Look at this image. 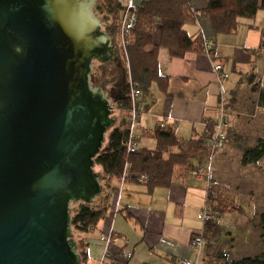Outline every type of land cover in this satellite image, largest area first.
<instances>
[{"label": "water", "instance_id": "1", "mask_svg": "<svg viewBox=\"0 0 264 264\" xmlns=\"http://www.w3.org/2000/svg\"><path fill=\"white\" fill-rule=\"evenodd\" d=\"M99 0H0V264H83L72 204L103 194L117 124L94 61L121 59Z\"/></svg>", "mask_w": 264, "mask_h": 264}, {"label": "crops", "instance_id": "2", "mask_svg": "<svg viewBox=\"0 0 264 264\" xmlns=\"http://www.w3.org/2000/svg\"><path fill=\"white\" fill-rule=\"evenodd\" d=\"M123 1L124 6L130 2L140 6L147 0ZM191 4L194 9L202 10L208 6V0H191ZM108 28L114 30L111 25ZM186 28L192 35L202 32L212 39L216 43L214 54L193 51L183 57H174L168 49H160V71L167 77L168 86L162 89L155 84L145 96L138 128L141 149L156 148L154 132L164 126L175 127L185 138L200 136L206 130L207 121L218 116L222 97L229 107L230 117L251 116L256 107L262 106L259 90L264 88V57L259 48L264 39V7L236 34L215 35L207 18L190 23ZM116 39L119 44L118 33ZM217 64H222L229 74L222 86L214 70ZM252 75H255L254 83L250 80ZM115 78L111 90L115 95L120 94L115 99L119 101L128 96L129 90L128 85L119 89V80ZM257 83L259 89L254 86ZM124 111L126 117L127 109ZM230 122L229 134L232 126L243 124L238 117ZM102 185L104 192L95 202L98 208H105V215L94 229L78 234L80 247L88 252L86 264H101L105 252L104 264H177L184 258L199 264L206 258L210 246L206 247V241L199 253L190 243L193 234L205 227V224L200 226L198 215L207 196L205 182L198 181L194 174L153 192H149L145 184L122 183L121 178L104 175ZM121 185L123 189L119 195ZM111 232L128 239L127 248L133 252L131 259L123 257L122 241L108 246L101 241L103 234ZM262 239L264 241V236ZM263 252L264 246L255 254L239 257Z\"/></svg>", "mask_w": 264, "mask_h": 264}, {"label": "trees", "instance_id": "3", "mask_svg": "<svg viewBox=\"0 0 264 264\" xmlns=\"http://www.w3.org/2000/svg\"><path fill=\"white\" fill-rule=\"evenodd\" d=\"M126 6L121 0H113V3L106 6L97 5L103 11L106 8L110 13L118 12L120 23ZM263 7L264 0H208V6L202 10L194 9L191 0H147L137 6V21L129 35L127 45L128 69L133 85L143 91V103L145 96L151 93L155 84L162 89L168 86L167 77L160 71L159 52L161 48L168 49L174 57H183L193 51L206 52L213 56L216 43L213 49L206 51L205 40L209 38L202 32L196 35L190 34L186 28L188 24L207 18L211 21L215 35L236 34L240 27L252 21ZM262 45H264V39L259 50ZM254 78L255 75L250 78L253 83ZM254 86L259 89L258 83ZM259 91V102L264 106V88ZM118 105L122 109H127L128 96L122 97ZM229 113L228 107L230 121ZM217 117L209 119L206 130L194 138L180 136L175 127L158 128L154 132L157 141L156 148H143L129 153L127 149L129 130L126 116L122 124L117 122L107 133L104 147L96 156L95 164L101 168L104 176L121 178L125 174L124 183L131 181L145 184L149 192H153L156 188L170 187L184 179L194 168L206 163L209 156L207 144L214 132ZM262 158H264V137H260L257 144L245 150L242 163L247 166L259 162ZM215 186L212 183L211 187L207 188L208 203ZM225 198H222L224 206L220 207L212 225L206 223L203 228L204 242L207 241L209 245H211L209 241L218 229L219 220L217 218L222 212L229 210L227 205L229 203L224 201ZM235 208L233 209L246 212L241 206ZM104 215L105 208H98L97 202H79L72 209V225L80 231H90L96 227ZM260 226L264 236V212L260 214ZM79 251L83 264H85L88 260V252L82 247ZM209 254L210 257L221 259L220 264H264V252L240 259H230L225 248L222 247L215 253Z\"/></svg>", "mask_w": 264, "mask_h": 264}, {"label": "rangeland", "instance_id": "4", "mask_svg": "<svg viewBox=\"0 0 264 264\" xmlns=\"http://www.w3.org/2000/svg\"><path fill=\"white\" fill-rule=\"evenodd\" d=\"M111 3H113V0L98 1V4L103 6ZM131 3L137 8L134 2ZM96 13L98 16L102 17L104 24L106 23L104 16H109L110 22H108L107 25H111L115 32L119 34L120 38L121 23L118 20V12L110 13L106 8L105 11H103L96 7ZM118 46L121 55L119 61L123 66L122 74H124L122 85L119 83L118 88L122 89L126 87V85H129L132 80L130 79L128 69L129 57L127 47L126 52H124V48L121 49L120 44H118ZM93 66L94 70L92 77L96 79L95 83L93 82L94 84H100L102 81L106 80L108 81L107 90H111V85H115L113 83L114 77H116L115 79H119L120 82L121 76L119 73L117 74L118 77L111 74V71L114 69L113 66L106 65L99 60H95ZM119 95V93H116V98H113L115 102L114 116L117 118V122L122 124L125 111L118 105V101H115ZM236 117L241 119L243 124L232 126L230 134L228 130V137L224 147L214 156L212 183L216 186L211 192L212 198L209 199V205L214 208L213 210L216 215H218L221 209L220 207H222V205L224 206L222 198L226 197L227 199L225 198L224 201L229 203L227 204L229 210L222 212L221 216L217 218L219 219L218 229L214 233V237L209 241L211 244L209 246V253H215L217 250L224 247L226 252H230L231 255L228 254L230 259L240 258L239 256L242 255L255 254L264 246V241L262 239L263 231L260 226V214L264 212V158L257 163L247 166L242 163L245 150L257 144L258 138L264 136V106L256 107L255 112L251 116L237 115ZM236 117L231 115L230 119L233 121ZM95 169L103 175L99 166H96ZM189 175H193V172L191 171ZM206 187L207 185L205 183L204 188ZM122 189L121 185L119 195L122 193ZM252 189L255 190V192H251ZM220 193L222 195H220ZM113 195L115 196V194ZM208 195L206 196V200H208ZM76 204L77 203H73L72 207ZM109 206L110 204H108L107 209L110 208ZM238 206L243 207L247 213L239 211L238 209L235 210V207ZM202 210L203 206L200 212ZM199 222L200 226L206 224L203 220H199ZM212 223L213 222H208L210 225H212ZM72 227L74 237L77 240L80 230L76 229L73 225ZM208 245L209 243L206 241V247H208ZM209 253L205 255L206 258L201 259L199 264L221 263V259H215L214 256L210 257Z\"/></svg>", "mask_w": 264, "mask_h": 264}, {"label": "built area", "instance_id": "5", "mask_svg": "<svg viewBox=\"0 0 264 264\" xmlns=\"http://www.w3.org/2000/svg\"><path fill=\"white\" fill-rule=\"evenodd\" d=\"M136 7L133 5V3H129L122 15V21H121V28H120V38H119V44L120 48H124V52H126V47L129 43V35L131 34L135 23L137 21V14H136ZM215 46V42L211 39L205 40V49L206 51H210ZM260 52L264 56V45H262ZM214 70L216 72L217 80L222 86L224 81L229 78V74L224 71L222 64H217L214 67ZM128 99H129V106L127 108V127L129 130V139L127 143V149L129 153L137 152L141 148L139 146L140 141V134H138V128L140 124V115L142 112V103L144 99L143 91L140 88H137L133 85V83H130L129 93H128ZM230 128V121L228 118V107L225 102V99L222 97V102L219 107L218 117L217 121L215 123V129L212 133L209 142L207 144V149L209 151V156L205 164L196 167L192 170L194 176L198 181L205 182L207 185V188L211 187L212 184V177H213V160L214 156L217 154V152L222 149L225 145V142L228 137V130ZM142 178H145V176H142ZM122 183L125 181V174L121 177ZM216 213L211 208L209 203L206 200V204L203 207V210L199 213L198 217L199 219L203 220L205 223L213 222L216 219ZM101 241L104 242L106 246L110 244L117 243L118 241L123 242V248H122V255L125 259H131L133 257V252L131 250H128L127 245L129 243L128 239L124 236H120L114 232H111L109 234H103L101 236ZM191 246L200 252V249L202 248L204 244V231L203 229L196 231L192 238H191ZM107 257V254L105 252L104 257L102 259L101 264H104V259ZM177 264H197L196 261H193L189 258L181 259Z\"/></svg>", "mask_w": 264, "mask_h": 264}, {"label": "flooded vegetation", "instance_id": "6", "mask_svg": "<svg viewBox=\"0 0 264 264\" xmlns=\"http://www.w3.org/2000/svg\"><path fill=\"white\" fill-rule=\"evenodd\" d=\"M104 18H105L104 20H106V23H105L104 25L106 26V28H108L107 23L109 22L110 18H109V16H104ZM108 29H110V28H108ZM110 66H113V68H114V69L111 71V72H112L111 74H114L115 76H117V74L119 73V75L121 76V79H120V82H119V83H121V85H122V81H123V79H124V74H122V72H123V66L121 65V62L118 61V62H116V63H114V64H112V65H110ZM117 77H118V76H117ZM117 80H119V79H117ZM92 81L95 83L96 79H95V78L93 79V77H92ZM101 83L105 84L106 89H108V86H107L108 81L104 80V81H102ZM107 92H108V94H109L110 96H112V97L115 98V93H113L112 90H107Z\"/></svg>", "mask_w": 264, "mask_h": 264}]
</instances>
